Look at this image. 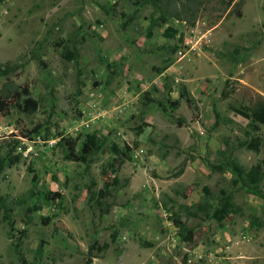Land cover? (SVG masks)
Returning <instances> with one entry per match:
<instances>
[{"label": "rangeland", "instance_id": "obj_1", "mask_svg": "<svg viewBox=\"0 0 264 264\" xmlns=\"http://www.w3.org/2000/svg\"><path fill=\"white\" fill-rule=\"evenodd\" d=\"M227 1L196 0L191 24L175 17L190 0H0V90L13 80L38 101L0 113V155L22 153L0 173V264H86L94 242L107 246L91 264H264V196L209 166L260 164L264 190V126L258 152L239 145L246 107L264 103V0ZM92 133L130 155L117 173L109 150L66 157L67 138ZM205 187L213 205L233 192L240 212L191 216Z\"/></svg>", "mask_w": 264, "mask_h": 264}, {"label": "trees", "instance_id": "obj_2", "mask_svg": "<svg viewBox=\"0 0 264 264\" xmlns=\"http://www.w3.org/2000/svg\"><path fill=\"white\" fill-rule=\"evenodd\" d=\"M140 3L152 2L153 4H157L160 1L164 0H138ZM190 5H185L182 2V7L177 9L175 12V17L182 21L190 22L191 24L195 23V14L197 8L196 0H190ZM235 0H228L227 5L230 7L231 5L240 4V2H234ZM196 2V3H195ZM193 6H196L195 8ZM238 15H241V9L239 8L237 11ZM166 15L163 13V16ZM155 22V21H153ZM167 38H172L175 36L176 31L172 28H167L164 32ZM264 35V33H263ZM10 69L2 70L3 74H6ZM229 92L226 90L223 91L222 96L228 97ZM188 103L193 102V97L188 91L186 86L182 87L181 95ZM179 105V100H176L172 103V108H177ZM18 107L19 109L27 112L33 113L38 108V101L31 95L30 89L28 86H21L14 82L13 80H8L3 84L2 89L0 90V113L7 114L11 111L12 108ZM250 112L251 122L250 128L245 130L246 139L244 141H240V146H246L248 149L258 152L262 145V139L259 135L252 133V131L257 132L260 129V126H264V103H257L253 107H246ZM164 110L166 108L164 107ZM216 113V120L214 125H219L221 123V114L218 111ZM36 131L39 132L38 129ZM67 146V154L66 157L69 160L78 161L81 163L89 164L91 158L97 154L98 152H105L109 150L116 154L118 157L114 159L115 164H117L116 169H113L114 172L119 171V167L125 161L126 158H130V155H125L126 152L123 151L116 143L110 144L106 142L105 137H100L95 133L88 134L86 139L81 141L80 137L75 138H67L66 139ZM231 155V154H224ZM22 158V153L17 152H8L5 155H0V173L7 167L13 166L17 164ZM213 170L217 171H225L230 170L234 173L235 178H233V184L239 185L241 184L249 193L255 194L257 196H264V190L261 187V182L263 179V169L260 164H255L250 168L240 164L237 159L227 156V159L219 164H209ZM183 171V168L178 172L180 174ZM38 176L34 175L33 177V186L36 188L38 184ZM110 184L106 183L104 188L99 190L98 196L99 198H104L109 194ZM204 196L202 200L194 205V209H190L189 214L191 216H196L199 214H205L210 218L216 219L219 222L224 221L229 216L235 213H239L240 209L237 203L235 202V194L233 192L222 191L219 202L217 205H213L210 202V190L208 187L204 188ZM31 196H35L36 194L42 195L45 199L51 200L56 199L60 196L59 193H53L52 191H43V192H35L34 189H31ZM91 194L95 195L94 191H90ZM175 225L178 227L179 233L184 241H192L194 238V229L190 227L185 221H182L180 217H176L174 219ZM19 245L17 244V247ZM107 244L103 246L96 245V242L90 245L88 259L86 264H91L93 262V258L97 257V253H93L95 249L97 252L104 250ZM19 255L23 262L25 261L22 251L19 250Z\"/></svg>", "mask_w": 264, "mask_h": 264}]
</instances>
